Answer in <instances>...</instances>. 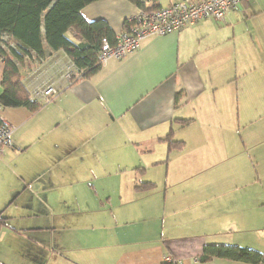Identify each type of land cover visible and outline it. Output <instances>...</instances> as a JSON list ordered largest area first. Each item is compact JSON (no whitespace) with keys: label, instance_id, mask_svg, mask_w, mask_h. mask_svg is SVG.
<instances>
[{"label":"crops","instance_id":"1","mask_svg":"<svg viewBox=\"0 0 264 264\" xmlns=\"http://www.w3.org/2000/svg\"><path fill=\"white\" fill-rule=\"evenodd\" d=\"M142 1H154L156 7L151 9H162L184 0ZM139 9L129 0H96L81 14L88 22L106 20L119 35L126 19ZM250 53L264 55V0L243 2L224 22L208 19L177 33L148 38L136 53L112 60L75 83L60 75L69 60L64 51H49L45 59L33 56L49 71L46 86L65 83L37 113L5 109V117L17 130L13 147L0 158V212L7 218L0 229V264H167L166 256L182 260L181 264H241L217 259L200 263L199 256L206 244H219L217 240L235 227L248 226L252 221L248 207L238 209L239 220L234 222L233 210L218 203L223 198L201 196L194 209L201 212L195 219L189 212L192 204L184 205L193 196L183 195L177 206V196L163 201L165 193L155 195L158 184L167 185L169 177H177L173 167L183 165L180 154L188 147L182 140L184 148L168 155L162 139L171 128L176 137L195 126L196 115L203 114L215 128L198 133L194 150L212 155L235 145L226 129L233 127L236 104L240 117L242 106L264 105L261 93L244 105L245 97L251 99L250 82L245 89L228 84L233 71L242 72L236 75L239 79L250 66L257 67L246 63ZM4 65L0 58V95ZM221 100L224 107H219ZM176 119L193 122L183 127L173 122ZM214 163L219 160L206 162V169ZM156 167L162 171L157 182L151 175ZM139 181L154 182L156 187L137 192ZM87 183L93 196L86 198L77 186ZM164 202L171 207L164 211L161 224L154 210ZM145 216L156 221L149 225ZM165 219L171 225H165ZM192 222L198 238L161 234L165 227L185 229ZM203 234L211 237L203 239ZM221 242L228 244L229 238Z\"/></svg>","mask_w":264,"mask_h":264},{"label":"rangeland","instance_id":"2","mask_svg":"<svg viewBox=\"0 0 264 264\" xmlns=\"http://www.w3.org/2000/svg\"><path fill=\"white\" fill-rule=\"evenodd\" d=\"M0 49L10 55L12 51L21 54L19 43L5 34L0 35ZM21 63L20 70L21 74L23 75V83L29 90L31 98L34 99L37 89L39 91H43V93L47 89L46 82H48V73L43 74L44 67H40L42 63L40 61L38 62L36 59H31V63ZM246 63H250V65L256 63L257 67L254 68V66H250L249 69L245 70V73L247 74H241L239 79L236 78V75L242 72L240 71L237 74L233 71V79L228 83L232 87L234 85L235 87L242 85L245 89L247 83L250 82L248 91L251 99L245 97L244 105L253 102L251 100H254V95L258 93L264 94V55L250 53L246 59ZM63 74L64 70L62 69L60 75ZM64 80L68 82L66 79ZM64 80H62V82L58 84L57 87H54L57 92L63 88L62 86H64L65 83ZM240 99H242L243 105V98L240 97ZM221 101L222 103L219 107H224L225 100ZM260 103L264 104V97L260 99ZM242 109L243 114L242 117H240V110L237 109L236 104L233 127L229 128L228 126L226 129L231 133L234 139V147L225 151L219 148V152H212V155L200 154L199 151L194 150L198 145V133L215 128V126L208 124L207 118L204 117L203 114L196 115L197 124L179 133L175 137L178 140H184L188 143L185 153L180 154L184 157L183 165L177 163V166L179 167H173V173L177 177H169L167 185L165 182L158 184L155 196H160L159 193H165L166 195L162 198L163 201L166 196L168 199L177 196V206L183 201V199H185L183 195L193 196L192 200L188 203H185L184 205L186 207L188 204H192V212L190 209L189 212L190 215L195 219L198 218V215L201 212L199 209L194 210L196 207H198L196 206V202L200 201V199L197 198H201V196L209 198H223V202L222 200H218V203L220 206L224 205L226 208H228V210H233L234 222L239 220L237 217L238 209L243 205L248 207L250 216L252 217L250 224H248V226H244L243 230H238L235 227L233 231L227 232L228 234L220 237L217 242L219 244H224V242H221V240L224 241L228 237V245H238L264 253V105H250L248 107L242 106ZM216 129L220 130L219 126H216ZM216 136L219 137L220 134L216 133ZM222 141L226 144L225 139L221 140V142ZM217 160H219L218 164L214 163L213 167H208L206 169V162L213 164V162ZM203 167L204 170L202 172L198 173L195 171V169ZM161 174V169L156 167V170L153 171L151 175L157 182V180L161 177ZM180 175H183L181 177L183 182L178 180ZM145 179L150 178L147 177ZM204 183V188H202ZM186 184L191 186L192 189L186 191V187H184ZM88 187V183L85 185L78 184L77 186L78 191L86 198L93 196L92 193L87 191ZM136 206L138 209H141L143 205L142 203H139ZM170 207L171 206L167 204V202H164L161 203V206L158 204L154 210L155 214H159V222L161 224L163 222L164 211L168 210V208L170 209ZM146 209L148 210V202L146 203ZM223 213L227 214L226 211H223ZM141 215L142 214L139 216ZM135 218H137V215ZM183 218L184 215L178 217V220L181 222ZM144 219H146V216ZM221 219L223 218H220L218 221L221 222ZM171 220L173 223H177L176 219ZM146 221L149 222L150 225L156 220L151 218L146 219ZM169 221L165 219V225H171ZM210 223L211 220L209 221L208 225ZM206 224L207 221H204L201 228L203 231L206 229L204 226ZM187 226L189 227L185 229L180 228L179 230L173 227H165L162 229L161 234L175 232L180 234L184 233L185 235L190 236V238L200 237V234H198L194 229V222ZM201 237L207 240L211 236L203 234Z\"/></svg>","mask_w":264,"mask_h":264},{"label":"trees","instance_id":"3","mask_svg":"<svg viewBox=\"0 0 264 264\" xmlns=\"http://www.w3.org/2000/svg\"><path fill=\"white\" fill-rule=\"evenodd\" d=\"M94 1L96 0H0V35L5 34L18 42L21 51V54L12 51L10 55L0 49V58L5 63L0 101L5 109L25 108L31 113H37L44 106L41 101L31 98L23 83L18 64L25 60L26 55L35 53L38 59H45L49 51H64L77 68L84 71V75L73 79L72 83L87 79L101 69L97 60L101 42L108 38L115 43L117 35L106 20L88 22L84 19L82 9ZM129 1L146 10L156 7L154 1ZM123 26L124 30L129 27L128 19ZM70 30L75 31L82 39L75 41L69 35ZM182 94V91L177 94V100ZM173 122L186 127L193 119H176ZM162 141L167 143L168 155L185 146V142L175 139L173 128ZM144 171V168L139 169L141 174ZM155 187L154 182L139 181L136 189L137 192H148ZM6 220L4 212H0V229ZM215 259L264 264V253L237 245L206 244L199 256L200 263H209Z\"/></svg>","mask_w":264,"mask_h":264},{"label":"built area","instance_id":"4","mask_svg":"<svg viewBox=\"0 0 264 264\" xmlns=\"http://www.w3.org/2000/svg\"><path fill=\"white\" fill-rule=\"evenodd\" d=\"M245 1L247 0H184L162 9L140 8L128 18L129 27L117 35L115 43H112L108 38L102 40L97 56L98 64L103 67L112 60L127 58L140 49L144 40L151 37L177 33L208 19L224 22L227 15L237 10ZM69 34L76 41L82 39L73 30H70ZM33 56L37 57L35 53H31L24 59L30 61ZM62 69L64 70L62 76L68 82L84 75V71L77 68L70 59ZM44 73H49V71L44 70ZM57 94V90L47 86L44 93L37 89L34 100H40L43 105H48L57 97ZM4 111L5 108L0 101V158L7 149L13 147V137L17 130V127L5 117ZM181 261L175 260L172 256H166L165 259L168 264H178Z\"/></svg>","mask_w":264,"mask_h":264}]
</instances>
